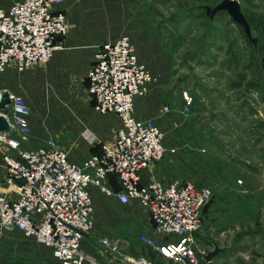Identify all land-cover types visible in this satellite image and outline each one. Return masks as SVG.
I'll list each match as a JSON object with an SVG mask.
<instances>
[{
  "label": "built area",
  "instance_id": "1",
  "mask_svg": "<svg viewBox=\"0 0 264 264\" xmlns=\"http://www.w3.org/2000/svg\"><path fill=\"white\" fill-rule=\"evenodd\" d=\"M75 1L16 0L9 7L0 5V74L11 65L23 72L48 63L63 48L70 30L66 10L57 6ZM157 80L128 34L97 45L87 72V90L95 110L118 115L121 125L111 143H101L100 153L82 163L70 160L54 138L29 146L32 110L24 96L9 92L7 110L0 112L10 123V130L0 131V142L9 147L1 163L6 169L4 183L15 187L18 197L10 199L0 191V229L35 238L52 250L59 264H103L81 248L82 239L95 226L90 192L94 186L124 204L137 200L148 210L154 235H142L144 244L177 264H199L206 251L198 247L197 236L204 230L203 214L213 199L212 188L192 181L142 182L143 169L177 151L165 144L164 132L154 119L136 116V100ZM183 98L185 108L191 109L193 96L184 91ZM169 111L170 106L163 105L162 112ZM86 135L95 141L93 135ZM99 242L107 251L117 252L122 241L103 236ZM125 260L154 264L143 255Z\"/></svg>",
  "mask_w": 264,
  "mask_h": 264
},
{
  "label": "rangeland",
  "instance_id": "2",
  "mask_svg": "<svg viewBox=\"0 0 264 264\" xmlns=\"http://www.w3.org/2000/svg\"><path fill=\"white\" fill-rule=\"evenodd\" d=\"M170 2L161 5L159 17L162 46L174 64L164 91L173 98L168 103L178 106L166 116L176 117L193 136L188 138L194 146L191 158L209 172L200 182L213 189L203 214L210 211L211 222L204 218L198 247L206 254L220 248L199 264H264V0L240 2L258 37L257 48L232 18L219 14L211 22L197 5ZM45 90L41 98L32 91V113L43 125L60 126L69 101L48 84ZM184 91L194 98L191 109L185 108ZM121 241L117 252L99 242L113 263L130 264L125 256L142 255L154 262L142 250L148 245L141 237Z\"/></svg>",
  "mask_w": 264,
  "mask_h": 264
},
{
  "label": "crops",
  "instance_id": "3",
  "mask_svg": "<svg viewBox=\"0 0 264 264\" xmlns=\"http://www.w3.org/2000/svg\"><path fill=\"white\" fill-rule=\"evenodd\" d=\"M14 1L16 0H0V5L9 7ZM169 1L187 2V5H197L194 7L201 9V5L215 4L220 0H77L74 4L64 3L57 6L66 10L70 24L63 48L58 49L47 64L30 66L23 72L17 71L11 65L5 73L0 74V93L9 91L20 94L25 97L29 106L34 105L32 91L34 90L35 97L41 98L46 92V84L69 101L70 109L65 112L60 126H51L50 123L43 125L40 118L32 113L33 133L27 143L29 146H36L47 138H54L57 145L67 152L70 160L82 163L90 155L100 153L101 143H111L115 139L121 119L116 114H100L95 110L87 90V72L94 61L97 45L128 34L135 44L140 60L158 75V80L150 85L149 92L136 100V116L154 119L164 132L165 144L177 149L174 154L168 153L165 158L143 169L142 182L147 183L154 179L165 182H204L205 175L209 172L204 174L202 166L195 165V159L191 158L194 146L190 145L188 138L193 136H188L189 132L184 129L183 124L177 123L175 116L179 113L174 114V119L162 112L163 105L168 104L170 111L175 110L172 106H178L168 103V99L173 98H169L164 91L167 70L174 64L168 59L165 47L162 46L161 37L165 35V30L159 17L162 15L161 5ZM219 14L231 18L226 11H221L215 15L214 20L218 19ZM87 133L93 135L95 141H91ZM8 150L9 147L0 142V191L10 199H16V188L4 183L6 169L1 163V157ZM112 184L115 188L118 187L114 181ZM230 190L234 188L231 186ZM90 192L94 203L95 226L81 241V248L87 255L95 257L103 264H116L100 246L101 237H118L126 243H134L142 235H154L149 212L137 200L124 204L116 195H104L94 186L90 187ZM208 214L210 211L207 212L208 219L204 217L207 223L211 222V214ZM156 238L163 241L161 235H156ZM199 240L200 235L197 236V245ZM142 250L155 263L173 264L151 246H142ZM0 264L59 263L52 256V250L35 238L26 237L19 231L0 229Z\"/></svg>",
  "mask_w": 264,
  "mask_h": 264
},
{
  "label": "water",
  "instance_id": "4",
  "mask_svg": "<svg viewBox=\"0 0 264 264\" xmlns=\"http://www.w3.org/2000/svg\"><path fill=\"white\" fill-rule=\"evenodd\" d=\"M201 9L205 14L213 21L215 15L218 12L226 11L234 22H236L248 36V38L253 42L254 46H258V37L254 35L252 26L247 19L245 11L240 3V0H220L215 4H204L201 5ZM10 103V93L5 91L0 97V112L7 110V105ZM10 130V123L8 119L0 114V131ZM220 248L215 247L212 251L205 255L207 261H210L218 252Z\"/></svg>",
  "mask_w": 264,
  "mask_h": 264
},
{
  "label": "trees",
  "instance_id": "5",
  "mask_svg": "<svg viewBox=\"0 0 264 264\" xmlns=\"http://www.w3.org/2000/svg\"><path fill=\"white\" fill-rule=\"evenodd\" d=\"M204 14H205V12H204ZM205 16L212 22V20L205 14ZM240 27V26H239ZM241 28V27H240ZM242 29V28H241ZM242 31H243V29H242ZM244 32V31H243ZM250 40V39H249ZM252 44H253V42H252ZM254 45V44H253ZM256 51V50H255ZM112 182L114 181L115 182V185H117V183H116V179L115 178H112V180H111ZM118 188V187H117Z\"/></svg>",
  "mask_w": 264,
  "mask_h": 264
}]
</instances>
